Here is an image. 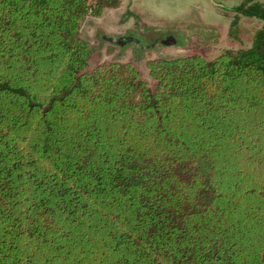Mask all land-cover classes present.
<instances>
[{
  "label": "trees",
  "instance_id": "trees-1",
  "mask_svg": "<svg viewBox=\"0 0 264 264\" xmlns=\"http://www.w3.org/2000/svg\"><path fill=\"white\" fill-rule=\"evenodd\" d=\"M121 2L0 0V264H264V3L150 83L90 65L82 21Z\"/></svg>",
  "mask_w": 264,
  "mask_h": 264
},
{
  "label": "rangeland",
  "instance_id": "rangeland-1",
  "mask_svg": "<svg viewBox=\"0 0 264 264\" xmlns=\"http://www.w3.org/2000/svg\"><path fill=\"white\" fill-rule=\"evenodd\" d=\"M240 0H122L118 8L107 9L101 17L82 21L81 34L90 41L91 67L104 61H130L149 76L147 60L198 53L216 58L227 48L251 43L261 21L242 17L231 28L233 12L228 8ZM220 3L221 5H218ZM174 35L179 43L167 45L161 40ZM135 36L125 46L113 38Z\"/></svg>",
  "mask_w": 264,
  "mask_h": 264
},
{
  "label": "water",
  "instance_id": "water-1",
  "mask_svg": "<svg viewBox=\"0 0 264 264\" xmlns=\"http://www.w3.org/2000/svg\"><path fill=\"white\" fill-rule=\"evenodd\" d=\"M113 43H118V44H121L122 46H124L125 43H128L130 41H139L138 38L134 37V36H124V37H121V38H113L111 40ZM163 43L167 44V45H170V44H178L179 41L178 39L173 35L169 38H166L163 40Z\"/></svg>",
  "mask_w": 264,
  "mask_h": 264
},
{
  "label": "flooded vegetation",
  "instance_id": "flooded-vegetation-1",
  "mask_svg": "<svg viewBox=\"0 0 264 264\" xmlns=\"http://www.w3.org/2000/svg\"><path fill=\"white\" fill-rule=\"evenodd\" d=\"M171 36H173V35H169L167 38H169V37H171ZM134 37H135V36H134ZM136 38H138V37H136ZM138 39H139V38H138ZM163 40H164V39H162L161 41L163 42ZM126 44H128V43H125L124 46H125Z\"/></svg>",
  "mask_w": 264,
  "mask_h": 264
},
{
  "label": "crops",
  "instance_id": "crops-1",
  "mask_svg": "<svg viewBox=\"0 0 264 264\" xmlns=\"http://www.w3.org/2000/svg\"><path fill=\"white\" fill-rule=\"evenodd\" d=\"M259 1H261V2H263V3H264V0H259ZM244 18H248V17H244ZM260 25H261V23H260Z\"/></svg>",
  "mask_w": 264,
  "mask_h": 264
}]
</instances>
